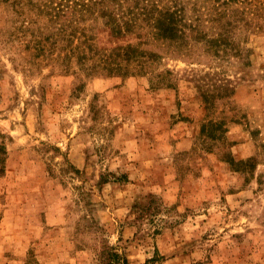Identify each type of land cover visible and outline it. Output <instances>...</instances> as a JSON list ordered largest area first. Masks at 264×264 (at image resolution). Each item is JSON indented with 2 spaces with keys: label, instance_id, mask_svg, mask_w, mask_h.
Masks as SVG:
<instances>
[{
  "label": "rangeland",
  "instance_id": "1",
  "mask_svg": "<svg viewBox=\"0 0 264 264\" xmlns=\"http://www.w3.org/2000/svg\"><path fill=\"white\" fill-rule=\"evenodd\" d=\"M72 1L0 0V264H264V32L102 75L51 19Z\"/></svg>",
  "mask_w": 264,
  "mask_h": 264
},
{
  "label": "trees",
  "instance_id": "2",
  "mask_svg": "<svg viewBox=\"0 0 264 264\" xmlns=\"http://www.w3.org/2000/svg\"><path fill=\"white\" fill-rule=\"evenodd\" d=\"M72 2L53 8L51 19L60 23L57 32L67 39L69 52L80 60L93 59L90 71L102 75L127 76L135 67L144 69L160 57L144 46L157 42L182 48L197 41L217 55L246 51L249 56L251 49L244 50L241 41L264 32V2L260 0H197V23L188 19L182 0ZM89 19L104 21L107 38L97 33L94 21L85 24ZM212 127V134L223 128L220 124ZM228 162L236 171L250 164L231 158ZM112 255L120 259L119 254Z\"/></svg>",
  "mask_w": 264,
  "mask_h": 264
}]
</instances>
